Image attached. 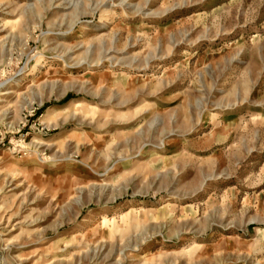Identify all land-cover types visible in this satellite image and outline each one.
<instances>
[{
    "label": "rangeland",
    "instance_id": "rangeland-1",
    "mask_svg": "<svg viewBox=\"0 0 264 264\" xmlns=\"http://www.w3.org/2000/svg\"><path fill=\"white\" fill-rule=\"evenodd\" d=\"M0 264H264V0H0Z\"/></svg>",
    "mask_w": 264,
    "mask_h": 264
},
{
    "label": "bare ground",
    "instance_id": "bare-ground-1",
    "mask_svg": "<svg viewBox=\"0 0 264 264\" xmlns=\"http://www.w3.org/2000/svg\"><path fill=\"white\" fill-rule=\"evenodd\" d=\"M83 28H85V29H86L87 27H86V26H84ZM74 104H75V105H80L81 103H80L79 101H77V102H74ZM71 108H72V107H71ZM73 109H74V108H73ZM143 256H144V255H143ZM141 257H142V255H141ZM137 259H139V258H137ZM139 261H140V260H139Z\"/></svg>",
    "mask_w": 264,
    "mask_h": 264
}]
</instances>
